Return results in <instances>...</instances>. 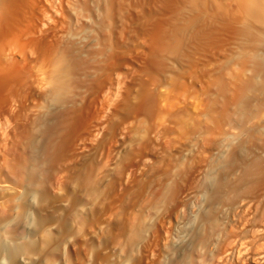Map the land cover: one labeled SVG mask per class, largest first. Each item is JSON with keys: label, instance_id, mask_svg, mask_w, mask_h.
I'll return each mask as SVG.
<instances>
[{"label": "rangeland", "instance_id": "1", "mask_svg": "<svg viewBox=\"0 0 264 264\" xmlns=\"http://www.w3.org/2000/svg\"><path fill=\"white\" fill-rule=\"evenodd\" d=\"M201 1H204L203 5L205 7ZM216 1L214 0L213 3V0H129L130 20L133 19L130 24L134 26L131 27L133 31L131 30L130 40L134 43L132 44L131 42L127 47L122 41H119L118 55L120 56H118L119 63L118 65L116 64L119 67L116 66V74H118L119 80H117L118 84L117 82L115 83L118 87L106 86L110 81L106 78L105 72H102L103 66L100 68L95 67L97 65L93 64L92 68L87 67L88 72L82 71L81 76L78 75L80 76L78 77L76 75L78 72L76 64L70 65L74 69L72 70V84L76 83L74 90L80 86L82 88L87 86L88 88L84 87L86 91L83 88L82 92H80L81 89H77L74 94L79 93L77 95L78 98L76 96L72 98L74 94L70 95L69 100L66 98L68 100L67 105L69 103H72L70 106L76 105L71 113L73 114L74 112L75 115L78 113V117L73 114L72 117L69 115V118L66 119V122L67 120L72 122L73 120L71 119L76 117L77 121L75 118L76 122H73L77 123L78 126L72 122L73 126L69 121L67 122L68 124L65 123V128L67 129L66 138L69 139V135L73 132L72 136H70L73 140L72 143L71 140L64 141L65 145L66 142L70 143L65 146L61 156L69 158V160L62 159L59 156L61 151L58 152V150L57 153L59 154L55 155L53 159L48 158L45 161L47 164L40 161L42 168L39 165L40 169H38L37 165L39 163L31 155L34 150L27 145L30 141L24 144L26 148L21 144H19V147L22 148L15 145L16 142L17 144L19 143L18 141L21 143L26 134L24 130L18 127L17 124L14 127V123H11L12 128H9V125L6 130L4 129L5 125H2L4 132L7 131V135L9 134L14 139L12 141L0 129V223H5L4 232L0 233V243L2 242L9 248L20 246V248L25 249L27 247L25 251L29 249L32 254H36V256L46 261L48 260L47 264H164L165 261V264H183L181 263L183 260L177 259L176 261L175 259L171 261L181 252L180 236L173 231L174 222L172 223L173 225L168 222L173 216V212L180 206L179 204L185 201L186 195L194 194L196 196H193L195 200L192 198L195 204L193 207H195V210H200H197V212L202 213L203 211L202 215H205L207 210H205L206 207L205 209L203 207L206 205L200 199H203L204 195V198L207 199L209 194L214 193L215 181L218 178L227 183L233 182L230 176H233L237 169V173L241 171V165L249 159L250 154L253 156L259 155L260 151L257 152L258 148L264 141V132L261 131L264 129V122L260 121L259 117L256 119L258 115L264 113V73L260 75L261 72H264V64H254L255 61L253 62L250 59V55L254 50L256 51L258 47H263L261 45L262 41L258 42L255 37L254 39L250 36L251 39L243 37L244 35L239 31L238 26L235 28L236 24H233L232 19L230 20L228 11L234 7V4L231 3L235 2L232 0H218L219 3L221 2V6H216L219 5L218 1ZM226 1L229 3H226ZM131 3L132 5H130ZM217 8L218 10H216ZM214 12L215 14L217 12L218 14L216 15L218 16L220 14L221 18L217 19ZM210 14L213 16L211 17ZM238 34H242V36L239 35L241 38L238 37ZM246 38L248 39L246 40ZM252 40L257 43L255 44ZM245 43L249 44L250 47L245 46ZM253 43L255 45L254 48L252 47ZM236 46L237 48H235ZM129 47L132 48L130 49ZM249 49L252 51L247 52ZM234 50L236 57L230 54V51L232 53ZM245 50H247V55L244 54ZM240 53L241 56L238 55ZM244 55L247 56V59H245ZM236 59L238 61L240 59V61L238 62ZM244 60H248V62ZM78 68L84 69L81 64H78ZM97 68L102 70L99 71ZM73 71L75 72L74 74ZM84 74V78L86 79L87 75L88 78L86 80L89 82H86L82 77ZM81 77L83 79L82 83ZM101 79L103 81L105 79L106 83L101 82ZM74 80L80 82V84L76 81L74 82ZM97 80L98 82L96 83ZM101 84L106 85L101 87ZM91 87H94V89L92 90ZM99 87L107 92L102 91ZM87 89H89L88 92L90 90L95 92H89L88 96L91 94L96 96L98 92L100 97L106 94L102 96L108 103L106 107V112L108 113L104 114V121L108 118L110 119L106 121L107 124L109 122L108 125L103 122L107 129L104 128L106 131L103 130L99 135L100 137L98 136L99 140L98 138L90 137V128L88 126L85 128L86 126L81 125V123H85L83 122L84 118L86 121L84 125L90 122L89 124L94 128L95 124L92 121L94 110L90 111L92 114L89 111L87 114L88 104L90 103L88 102L90 98L86 95ZM128 92L131 93L129 94ZM82 93L89 99L83 98L84 95ZM92 95L90 96L91 99ZM71 99L74 101L72 102ZM81 100L83 102H80ZM78 101L79 103H77ZM81 103L84 105L80 106ZM77 104L80 106L78 107L79 109ZM145 105L147 106L144 107ZM82 106L86 111L82 109ZM90 107L93 109L92 104ZM79 112L84 113L82 114L84 116H80ZM90 115L91 117H88ZM3 121L4 118L1 122L3 123ZM80 125L81 127H79ZM261 125L263 128H260ZM86 129L87 131L89 129V131L87 132ZM217 129L219 132H217ZM9 130L10 132H8ZM84 131L85 133H83ZM73 134H79V136L77 135L74 138ZM102 135L105 136L103 137ZM25 137L27 138L28 135ZM79 137L82 140L85 137H89V140L85 138L84 142V140L78 139ZM114 138L118 139L116 140L117 142L114 141ZM87 141L91 142L87 143ZM109 141L110 143L114 141V144L111 143L110 145ZM22 143H24L23 140ZM85 143L86 145H84ZM77 145L80 147L76 148ZM104 145L108 146V148L104 147ZM113 145L115 147L118 145L116 148L119 150L116 149L115 151V147H112ZM240 146L243 149L246 148L248 153L250 151L249 154L246 152L248 158L238 159L235 156L236 158L231 161V158L234 157V152H237ZM82 147L83 149H81ZM99 148L102 152H104L105 148L110 150L112 148V152L105 149V152L108 151L106 155L111 154L112 158L110 155L107 158L104 154L105 152L101 154L102 152ZM7 149H10V151H7ZM74 150L77 151L73 153ZM184 150L186 151L183 152ZM26 153L31 154L27 155ZM54 153H56V150L52 154ZM64 153L66 155L71 153L69 155H72V157H78L74 158L75 161L72 163L71 160L73 158L69 155L65 156ZM98 153L102 155V158ZM95 154L100 157L96 158ZM18 155L19 157H17ZM114 156L117 158H114ZM63 160H66L67 163H65L66 161L61 162ZM95 160H97V163ZM99 164L106 168L99 167ZM46 166L48 167L46 168ZM70 166L73 167L71 168ZM97 167L98 172L96 170V172L92 173L95 171L94 168L97 169ZM201 167L204 168L202 169ZM45 173L47 176L44 175ZM93 174H96V176ZM88 175L91 181H88ZM153 186L156 187L154 188ZM179 187L180 189H178ZM6 188L7 190H5ZM28 191L36 192L38 198L50 196V208L49 206L47 208L41 206V210L38 205L31 207L29 201H27ZM23 192L25 197L20 195ZM197 193L200 196L202 193L204 195L199 197ZM19 195L25 200L18 199ZM192 195L190 196L192 197ZM203 202L207 203L205 200ZM26 211H31L34 215L31 228L24 217ZM186 220H190V214H187ZM148 224L151 225L148 227L149 230L147 228ZM171 230L175 234H170L172 235V241L176 239L178 242L176 240L177 243L171 241L170 247L175 243L176 246H173L175 248L169 247L171 252H167L168 250L164 252V235L166 231L172 233ZM136 234L139 236L134 238ZM170 235L169 237H171ZM177 246L179 247L177 248ZM30 249L33 251H30ZM176 249L180 250L176 251Z\"/></svg>", "mask_w": 264, "mask_h": 264}, {"label": "bare ground", "instance_id": "2", "mask_svg": "<svg viewBox=\"0 0 264 264\" xmlns=\"http://www.w3.org/2000/svg\"><path fill=\"white\" fill-rule=\"evenodd\" d=\"M232 1L235 2V3H231V4H234L235 8L233 7L230 10H228V8H227V10L229 11L230 20L232 19V21L234 22L233 24H236L235 28H237V26H238V28L240 29L239 31H241V33L244 35L243 37H249L250 36V37H253L252 39H254V37H255L258 40V42L262 41L261 45H263V47L260 45L261 48H259L257 46L258 45L257 44L256 46L258 48L257 47L256 48L258 50H256V51L254 50V52H252L251 55L250 54H248V55H250V59L253 60V62L255 61L254 64H264V52H263L264 51V41H263V39H264V0H232ZM128 3H129V0H0V114H1V116H3L2 118L0 116V127H1L0 129H2V125H5L4 126L5 130L9 125H10L9 128H12L11 123L12 124L14 123L13 124L14 127L18 125V127L22 128L24 130V132L26 133L25 136L28 135V137L27 138L25 136L23 137L22 140L24 141V143H22V140H21V143H20V141H18L19 143L17 144V142H16L15 145H18L17 147H19L20 146L19 144L24 145L26 142L30 141V143L29 144L27 143V145L32 150H34L33 151L34 153L33 154L30 153V154L34 156V159H37V162L39 163L37 165V167L40 165V167L42 168L40 161L41 162L43 161V163H44L48 158L53 159L55 155L59 154V153H57L58 150H59L58 152L61 151V153L59 154V156H61L63 151H64L65 146L70 143V142H68V143L66 142V145H65L64 141L71 140V143H72V140H73L70 137V136H72V133H73L72 131H71L72 132L71 134L69 133L70 131L68 132L70 134L69 139L66 138L67 137L66 136V130L67 129L65 128L66 127L65 123L68 124L67 122L69 120H67V122H66V119L69 118V115H71V117L73 116L74 112L72 114L71 111H73L75 109L74 106H76V105L74 104V106H70L72 103L71 104L69 103V105H67V104H68V100H69L70 95L77 92L76 91L77 89H79V90L81 89L80 92H82V89L85 86H83V88H82V86H80L79 88H77V86H76L77 89L74 90L75 89L74 85H76V83H74V85L72 84L73 83L72 70H74V69L70 65L76 64V70L79 72V73L77 72V74H76L77 76L78 75L81 76L82 71L88 72L87 67L92 68L93 64L97 65L95 67L102 68L101 66H103V68H102L103 70L102 69L101 70H102V72H105L106 78L108 79V81H110V83H109L110 85L109 84H107V85L105 84V85L106 86H112L113 88L115 86H117V84H118L117 80H119V78L117 77L118 74H116L117 73L116 69H117V67H118L117 65L119 63L118 56H120V55H118V52H119L118 47L120 45L119 41H122L125 46L130 45V43L132 42L130 40V38H131L130 35H131V30H132L131 27H134L130 24V21H132L133 19L130 20L131 19V17H130L131 11L128 8ZM203 3H204V1L202 2V5H203ZM210 3H211V1H210ZM213 3H214V0H213ZM217 3L219 5H216V6H221L220 5L221 2L219 3V1H218ZM226 3H229V2L226 1ZM130 5H132V3ZM203 6L205 7V5H203ZM229 6H231V5H229ZM131 9H132V7H131ZM211 10H212V8H211ZM216 10H218V8ZM212 14H210L211 17L213 16ZM216 14H218V13L216 12ZM216 14L214 12V15L217 16V19H218L221 15L219 14V16H218ZM203 18H204V16H203ZM214 19H216V18H214ZM226 19H227V17H226ZM214 22L216 23V21H214ZM161 26H162V24H161ZM213 26H214V24H213ZM158 28H160V27H158ZM134 32H136V31H134ZM163 34H164V32H163ZM242 34L241 35L238 34V37H239V35L242 36ZM210 35H212V34H210ZM239 38H241V37H239ZM231 39H230V41H231ZM243 39H245V38H243ZM247 39L248 38H246V40ZM198 40H199V38H198ZM242 41H244V40H242ZM252 42H254V41L252 40ZM133 43L134 42H132V44ZM248 43H250V42H248ZM254 43L256 44L257 42H254ZM254 43L252 45L253 48L255 47ZM242 44H244V43L242 42ZM246 45H247V43H245V46ZM240 46H241V43H240ZM247 46L250 47L249 44ZM232 47H233V45H232ZM232 47H231V49H233ZM129 48L131 49L132 47H129ZM235 48H237V46ZM253 48H251V49H253ZM223 49H224V47H223ZM244 49H246V48L244 47ZM152 50L154 51V49H152ZM132 51H134V50H132ZM231 51H230V54L234 55L235 50L232 53H231ZM246 51L247 50H245L244 54L247 55V52H251L252 50L249 49V51H247V52ZM227 53H229V52H227ZM238 55L241 56V53ZM209 56H206V57L208 58ZM234 57H236V56L234 55ZM234 57H233V59H234ZM245 57H246L245 59H247V56H245ZM120 58H122V57H120ZM216 58H218V57H216ZM127 59H129V58H127ZM207 60H210V59H207ZM239 61H240V59H239ZM244 61H246V60H244ZM246 62H248V60ZM222 63H223V61H222ZM240 63H242V62H240ZM78 64H81V66H83L84 69L82 70V69L78 68ZM246 64H248V63H246ZM99 69L97 68V70H99ZM263 69H261V70H263ZM101 70H99V71H101ZM102 72H101V74H102ZM74 73L75 72L73 71V74ZM262 73H264V72H261L260 75ZM95 75H97V74H95ZM80 76H78V77H80ZM84 76H85V74L82 77L84 78ZM82 77H81V79H82ZM87 78L88 77L86 75V79ZM96 78H99V77H96ZM104 78H105V76H104ZM263 78H264V74H263ZM74 79H75V77H74ZM105 79H104V81L102 79L100 81L105 82L106 81ZM76 80H74V82ZM82 81H83V79L81 80V83H82ZM86 82H89V81L86 80ZM86 82H84V83L86 84ZM90 82H93V81H90ZM97 82H98V80L96 81V83ZM116 82H117V84L115 85ZM77 83L80 84V82H77ZM88 85H90V84H88ZM105 85L101 84V87L102 86L105 87ZM101 87H99V89H101ZM85 88H84V90H85ZM89 88H90V86H89ZM95 88H96V86H95ZM93 89H94V87L92 88V90ZM88 90L89 89H87L86 95L89 94V92L95 93L94 91H91V90L88 92ZM101 90L107 92L106 90H103V89H101ZM119 91H121V90H119ZM115 93H116V91H115ZM78 94L79 93H77L76 95L74 94V96H72V98H74L75 96L77 97ZM82 95L85 96V97L83 96V98H86V100H88L89 98L91 100V101L89 100L88 102H90L89 103L90 105L92 104L93 109L88 104V106L90 108L89 107L87 108V114H88V111L90 112V111L94 110L93 111V113L95 112L94 114H92V112H90V113L93 115V117H92L93 119L92 118L91 119H92V121L95 122V124H94V128L91 127V124H89L90 122L88 123L89 125L88 124L84 125V124H86L84 117H83L84 118L83 122H85V123H81L80 120H78V122H80L81 125L83 124L84 127L86 126L85 128H87V126H88V128H90V131L88 129V131L90 132V137H94V139H95V138H98V136L102 133V131L105 130L104 128H106L103 122H106V121H108V119H110V118H108V119H106V121H104L105 120L104 114L108 113V112H106V109H107L106 107H107L108 103L106 102V100H104V97H102V96L106 95V94H103L101 97H100L99 92L96 93V96H93L95 94H93V95L91 94L93 96L92 99L90 97L91 95H89V96L87 95L89 98L86 97V95L83 93H82ZM66 98H68V100H66ZM79 99H80V97H79ZM81 99H82V97H81ZM73 101L74 100H72V102ZM80 102H83V101L81 100ZM77 103H79V101ZM82 104L83 103H81L80 106ZM86 104H87V101H86ZM86 104H85V106H86ZM78 105L79 104H77V108L80 107ZM146 106L147 105H145L144 107H146ZM82 109H84V107ZM88 109H91V110H88ZM116 109H118V108H116ZM80 110H77V111H80ZM125 110H126V108H125ZM81 112H79V114H81L80 116H84V115H82L84 113H81ZM218 115H220V114H218ZM71 117H70V119H71ZM76 117H78V115ZM88 117H91V115ZM3 118H4V121L2 123L1 121L3 120ZM79 118L81 119V117H79ZM257 118L260 121L264 122V113L262 115H258L256 117V119ZM74 119L72 118L71 120L77 121V118L75 120ZM86 119H87V117H86ZM246 119H247V116H246ZM241 120H243V119H241ZM92 121H91V123H93ZM139 121H142V120H139ZM70 122L71 121H69V123ZM73 123H72L73 126H74V124H76L78 126L77 123H74V124ZM105 124H107V122ZM108 124H109V122H108ZM81 125L79 127H81ZM263 127L261 125L260 128H263ZM76 129H78V127H76ZM92 129H93V131L91 132ZM222 129H224V128H222ZM5 130H3V132ZM73 130H75V129L73 128ZM79 130H81V129H79ZM86 131H87V129H86ZM261 131L264 132V129H262ZM8 132H10V130ZM17 132L20 133V132H22V130H20V132L19 131H17ZM109 132H111V131H109ZM217 132H219V130ZM4 133H6V135H7V131ZM68 133H67V135H68ZM83 133H85V131ZM165 134H167V133H165ZM6 135H5V137H6ZM73 135H74L73 136L74 138L77 135L79 136V134H73ZM7 136H9V134ZM210 136H208V137H210ZM9 137L13 141L14 138L12 139L11 136H9ZM81 137L83 138V136H81ZM196 137H197V135H196ZM82 138L79 137L78 139H81V141H83L85 138L88 139L89 137H85L83 140H82ZM74 140H77V139H74ZM91 140H93V139H91ZM98 140H99V138H98ZM110 140H113V139H110ZM116 140H118V139L114 138V141H116ZM78 141H80V140H78ZM114 141H111V143L114 144ZM124 141H125V139H124ZM84 142H85V140H84ZM88 142H91V141H87V143ZM76 143H79V142H76ZM111 143L109 141L110 145H111ZM193 143H195V142H193ZM33 144H35V145L37 144L36 146H38L39 148L36 147L35 145H34V147H36L38 149L34 148ZM221 144H223V143H221ZM6 145H8V144H6ZM84 145H86V143ZM115 145H113L112 147H115ZM238 145H240V144H238ZM260 145L261 146L258 148L257 152L260 151L259 155L260 154H262V155L261 156H259V155L253 156L250 154L249 159H247L246 161L243 160L245 162L243 163V165H241V171L239 173H237V170H238L237 169V170H235L237 174L234 173L235 172L234 171L233 172L234 175L230 176L233 182L227 183V182H224L218 178L215 181L216 187L214 189L215 190L214 193L209 194L208 198L206 197L207 199L204 198L205 195L203 193L201 194V196L204 195V197H203V199L201 198L200 200L202 201V203H204L206 205V206H204V207L202 206V207H203V209H205V207H206L205 210H207L205 215L204 214L202 215V213H203L202 209H201L202 213H200L199 209H197V210H199L197 212V210H195V207H193L195 205L194 204L195 198L193 196H196V195H194V194L192 195V194H189L188 192H186L189 194V196L186 195L185 201L183 203L179 204L180 206L177 207V209H175L176 211L173 212V216L171 217V219L170 220L168 219L169 220L168 222L170 225L174 224L173 225L174 226L173 231L177 232L180 236L179 239H181L180 240L181 252H180V254H177V252H175L179 256L176 255L173 259L171 258L172 259L171 261H174L175 259H176V261H177V259L183 260V261H181V263H183V264H264V141ZM81 146H83V145H81ZM242 146H243V144H242ZM77 147H80V146L77 145L76 148ZM104 147L108 148V146H105V145H104ZM104 147H102V148H104ZM116 147H118V145ZM116 147H115V151H116V149H118ZM240 147L237 150V152L236 151L234 152V155H233L234 157L231 158V161L236 157L238 159L248 158L247 156L250 153V151L248 153L246 148L243 149V147H241V148ZM19 148H22V147H19ZM24 148H26V146ZM81 149H83V147ZM105 149L103 150L104 152H105ZM54 150H56V153L52 154ZM71 150H73V149H71ZM99 150H101V149L99 148ZM106 150L109 151L110 149H106ZM7 151H10V149L9 150L7 149ZM75 151H77V150H74L73 153H75ZM108 151H106L104 153L101 150V152H102L101 154L104 153L106 155V153ZM185 151L186 150H184L183 152H185ZM14 152H16V151H14ZM110 152H112V148H111ZM246 152L248 154H246ZM252 152H253V150H252ZM65 153H64L65 156L71 154V153H69L66 155ZM254 153H255V151H254ZM30 154H27V155H30ZM101 154L98 153V155H101ZM183 154H185V153H183ZM16 155H17V153H16ZM78 155H80V154H78ZM108 155L111 156V154H108ZM108 155H106L107 158H108ZM118 155H120V154L118 153ZM59 156H58V158H59ZM69 156L72 157V155H69ZM115 156H117V155H115ZM115 156H114V158L118 157V156L117 157H115ZM17 157H19V155ZM98 157H100V156H97L96 158H98ZM9 158H11V157H9ZM61 158L69 160V158L68 159L65 157L63 158L62 156H61ZM72 158H73V160H71ZM72 158L70 160L73 163V161H75L74 160L75 156ZM101 158H102V155H101ZM104 158H106V157H104ZM111 158H112V156H111ZM79 159H80V157H79ZM66 160H63L61 162H64ZM115 160H117V159H115ZM95 161L97 163V160H95ZM105 162H106V160H105ZM65 163H67V161ZM75 163H77V162H75ZM45 164H47V163L45 162ZM49 165H50V163H49ZM65 165H67V164H65ZM58 166H56V167H58ZM100 166L103 168H106V167L102 166V164L101 165L99 164V167ZM40 167H38V169H40ZM43 167H44V164H43ZM47 167L48 166H46V168ZM208 167H209V165H208ZM219 167H221V166H219ZM16 168H17V166H16ZM212 168H213V166H212ZM94 169H95V171H93L92 173L96 172V170L98 172V167H97V169L96 168H94ZM94 169H92V170H94ZM216 169H218V168H216ZM60 170H61V168H60ZM92 170H89V171H92ZM41 171H44V170H41ZM103 171H104V169H103ZM209 173H211V172H209ZM161 174H163V173H161ZM44 175H46V173ZM93 175L96 176V174H93ZM125 177H126V175H125ZM219 177H220V175H219ZM99 178H100V175H99ZM90 179L91 178H89V175H88V181ZM94 181H93V183H94ZM171 182H173V181H171ZM87 185H89V184H87ZM43 186H44V184H43ZM171 186H173V185H171ZM92 187H94V186H92ZM151 189H150V191H151ZM178 189H180V187ZM5 190H7V188ZM166 190H168V189H166ZM198 193H197V195H198ZM205 193H207V192H205ZM20 195L21 196L23 195V197H25L24 192ZM20 195L18 196V199L21 198ZM25 195H26V192H25ZM27 195H28V199L27 198L26 199H27V201H29L31 207H36V205H38L39 208L41 206L44 208H47L49 206V208H50V201H51L50 196H44L42 198L41 197L38 198L37 197L38 194L36 192H32V191H30V192L28 191ZM190 195H192V197ZM206 195H208V194H206ZM41 196H42V194H41ZM175 196H177V195H175ZM198 196L201 197L200 195H198ZM192 198H194V200ZM22 199L23 198H21V200ZM169 199H171V198H169ZM23 200H25V199H23ZM196 200H197V197H196ZM200 200H199V202H201ZM203 200H205L207 203L203 202ZM197 202H198V200H197ZM173 204H177V203H173ZM52 205H53V203H52ZM3 207H4V205H3ZM29 209H30V207H29ZM30 210H32V209H30ZM187 214H190V220H186ZM24 215H25L24 217H25L26 221H28V223H29L28 226L31 228V225H32L31 223L34 221L33 213L31 211H26V213ZM187 218H189V217H187ZM149 225L150 224H148L147 228L149 227ZM165 225H166V223H165ZM4 229H5V223H0V233L4 232ZM148 230H149V228H148ZM173 231H172V233H170L169 231H166L167 233L165 232V235H164V252H166L167 250H168L167 252H171V251H169V250H171L170 248H172L173 246H176L175 243L178 242L176 239L175 240L177 242L174 239L172 241V235H170V234L175 235L173 233ZM169 235L171 237H169ZM137 236H139V235L136 234L134 236V238H136ZM171 241L175 242V243L174 244L172 243L173 245L170 247ZM137 244H136V246L139 247V245H137ZM178 247L179 246H177V248ZM174 248L175 247H173L172 249H174ZM25 249L20 248V246L9 248V247H6L1 242L0 243V264H47L48 260L46 261L45 259H42L41 257L36 256V254H32L31 252H29V249H27L28 251L27 250L25 251ZM177 250H180V249H176V251ZM30 251H33V250L30 249ZM148 256H150V255H148ZM167 262L170 263L169 261H167ZM165 263H166V261H165Z\"/></svg>", "mask_w": 264, "mask_h": 264}]
</instances>
